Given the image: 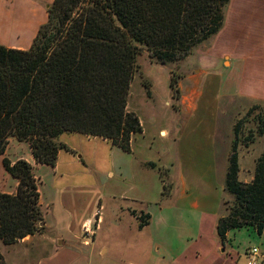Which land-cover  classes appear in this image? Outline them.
<instances>
[{"label": "trees", "instance_id": "1", "mask_svg": "<svg viewBox=\"0 0 264 264\" xmlns=\"http://www.w3.org/2000/svg\"><path fill=\"white\" fill-rule=\"evenodd\" d=\"M231 0H55L27 50L0 45V157L9 137L28 142L36 163L55 167L58 139L65 133L109 140L131 151L143 133L139 117L127 110L137 58L144 50L161 63L183 60L216 36ZM253 127L244 133V125ZM264 136V108L254 105L234 127L225 180V213L216 232L264 230V151L254 178L240 180V147ZM68 150V149H67ZM18 180L16 193L0 191V243L13 245L41 234L40 192L32 165L4 160ZM140 219L139 228L150 224ZM1 258V253H0Z\"/></svg>", "mask_w": 264, "mask_h": 264}, {"label": "rangeland", "instance_id": "2", "mask_svg": "<svg viewBox=\"0 0 264 264\" xmlns=\"http://www.w3.org/2000/svg\"><path fill=\"white\" fill-rule=\"evenodd\" d=\"M24 1L21 11H31L35 27L25 24L26 28L14 34L3 33L0 35V43L13 40L17 45L31 46L40 28L47 23L49 8L55 0H0V22L3 19L9 26L12 16L16 12L20 13L21 3ZM10 3H13L12 7H9ZM239 9V0H231L226 15L231 13L232 17L228 30L235 31L223 43L240 38ZM20 18L19 16L18 19ZM21 20L23 21L22 18ZM223 33L225 30L222 28L221 37L225 35ZM216 36L180 61L161 63L151 58L146 50L138 56L127 106L129 112L139 117L144 131L142 135L137 134L140 136L135 135L136 154L130 155L111 141L100 137L65 133L59 137L58 142L64 143L68 150H60L55 167H50L34 161L28 142L8 138L6 151L0 157V191L13 194L18 186V180L6 171L4 160L28 161L37 178L44 224H39L42 233L35 235L34 239L33 236L28 239L26 237L24 242L22 240V243L13 245L0 243V264H153L158 256L157 243H168L173 251H182L177 247L182 245L183 248L185 240L181 237L187 225L179 219L183 213L176 214V208L167 210L165 219L161 218L158 204L174 207L175 196L166 197L165 189L159 183L160 179L163 178L164 181V175L167 174L176 182L182 167L190 169L195 166L201 171V160L198 161V166L193 160H182V155L195 154L197 146L206 151L205 145L210 140H218V156L223 161L230 141L231 151L234 127L239 119L244 118L254 105L264 108L259 103L247 105L248 102L245 101L243 104L239 97L232 98L224 93L226 89L218 75L214 51L224 50L218 57L220 71H223L230 65L224 55L228 54L231 59L238 60L239 48L233 49L237 57L230 49H225V46L215 49L214 43L220 39V36L215 38ZM194 79H200V96L196 108L185 111L193 107L199 91V88L191 87ZM235 103L239 111L236 115ZM182 109L184 112H181ZM243 127L247 134L246 130L252 128L253 124L245 123ZM161 128L168 131L167 137L160 135ZM191 139L194 143H190ZM252 147L253 145L249 149L240 147V155L246 156ZM165 150L168 152V162L173 160L172 165H165L166 162L163 161L164 166L158 162L159 154ZM144 158L151 162L142 171L137 166ZM184 170L183 168L181 174L186 177ZM224 194L227 195L226 192ZM148 204H151L150 211L157 213L154 217L149 212L152 222L146 229L148 241L136 240L132 243V235L138 232L140 219L146 213L137 214L133 211L132 215L136 220L121 209L129 210ZM83 220H91L94 233L88 244L82 240L83 225L80 231ZM243 233L245 235L237 240V245L242 249L251 239L246 230ZM151 234L153 238L158 234L161 240H151ZM56 240H62L63 243L58 247L59 253L51 258L53 250L50 245L54 242L56 246ZM258 241L255 236V241L251 243ZM141 249L142 253L146 249L150 254L147 259L141 255Z\"/></svg>", "mask_w": 264, "mask_h": 264}, {"label": "crops", "instance_id": "3", "mask_svg": "<svg viewBox=\"0 0 264 264\" xmlns=\"http://www.w3.org/2000/svg\"><path fill=\"white\" fill-rule=\"evenodd\" d=\"M21 4L23 5L20 8V13L16 12L17 14L12 16L9 26L7 23H4V20L2 19L0 22V35H3V33L11 35L17 31H21L23 28H26L25 24L31 25V28L35 27L32 24L34 21L31 20V11H29V13L21 11L25 1ZM239 5L240 9L238 10V23H240V38L238 40L232 39L227 43H223V41H225L227 38H230V35L232 36L233 31H235L233 29L228 30L232 22V17L230 15L231 13H228L225 19V26L223 27V30H225V33L223 34L225 35L221 37V29V34L219 32L215 37L218 38L220 36V39L217 42L215 41L213 46L215 49L218 47L223 48L225 46V49H230V52H233V54L235 53L234 50L239 48L238 60H235L234 58L231 59L228 54L227 56L225 54L224 58L229 61L230 65L223 71H220V61L218 60V57L224 50H215L214 60L218 66L217 70L219 72L218 75L220 76V80L223 81L222 86H224L226 89V92H224L225 94L232 98L239 97L243 104H245L244 102L246 101L248 102L247 105L259 103L264 106V0H239ZM12 6L13 3H10L9 7ZM19 7L17 8L18 10ZM19 16L23 19V21L21 18L18 19ZM10 41L11 42L9 43H0V45L6 46L8 48L24 50L31 47L29 45H27L29 47L17 45L14 44L15 42L13 40ZM234 56H236V53ZM225 62L226 61L223 63L225 64ZM192 84L194 85L191 87L199 88V91L193 107L185 111L194 110L196 108L197 100L200 96V79H194ZM235 108L234 115L239 112L236 103ZM181 112H184V110L182 109ZM140 135H142V133ZM160 135L167 137L168 131L161 128ZM136 138V136L133 137L131 142V151L127 152L130 155L136 154ZM190 143H194V141L191 139ZM230 145L231 141L229 143V148L227 147L228 152L226 153L225 158H223V161L219 160L217 139L210 140L208 143H206V151H203L200 146H197L195 148V154L193 153L192 155L186 156L183 154L182 160H193L198 166V161L201 160V171H199V168H196L195 166L191 167L190 169L182 167L179 169L180 175L176 182L167 174L164 175V181L163 178L160 179L159 183L162 184L163 188L165 189L166 192L164 191V193H166V197L173 198L175 196V201L173 204L174 207L168 206L169 204H158V207H160L161 218L165 219L164 215L167 214V210L176 208V214H178V212L183 213V216L180 215L179 219L182 220L187 226L184 228L186 231H183V236L181 237V239L185 240L183 248L182 245H180L181 247L179 248L177 247V249L182 251H173L172 248L168 247V243L165 245H159L157 243L156 246L158 256L154 260L153 264H245L247 261V253L252 247H258L261 254L260 262L261 264H264V230L261 235H258L253 228H243L240 230L231 231L228 233V241L224 245L219 240L216 232L217 221L220 216L225 213L223 201L227 196H225L224 193ZM263 151L264 136L260 138L255 144H253V147L247 152L246 156L242 154L240 155L241 181L250 183L253 180L255 159ZM167 155V150L159 154L158 162L163 164L164 161V163H167H165V165H172L173 160L168 162ZM179 159H181V157ZM150 162L151 161L144 158L141 163H138L137 168H140L143 171V169L145 170L147 168V164ZM245 164L247 165L245 166ZM58 165L59 163L57 164V167ZM183 168L185 169L184 172L186 173V177L181 174L183 172ZM179 180L181 183H179ZM166 182L169 183L166 184ZM130 200L132 199H129V201ZM132 201L135 202L137 199H133ZM150 205L151 204H148V206L140 205L129 210L122 208L121 211L125 214H129L134 219H136V217L132 215L133 211H136L137 214L142 212L150 214L149 212H151L155 217L157 213L150 211ZM151 222L152 216L150 224ZM83 223L84 220L81 222L80 231H82ZM150 224L145 226L143 230L140 228L139 230L137 227L138 232L133 233V238H131L133 240L132 243H134L136 240L148 241V235L146 237V229L150 226ZM244 230L248 232V235L251 239L249 240V244L244 249H242V247L237 245V240L240 236L245 235L243 233ZM165 236L166 235H164V239ZM255 236L259 239V241L257 243H251V241H255ZM35 237L36 236H33L32 238L34 239ZM153 239L156 241L161 240L158 234H156L154 238L151 234V240ZM25 240H23V242ZM57 243L55 246V243L51 242L50 248L53 250L51 258L55 257L59 253L58 247L61 246L63 242L62 240H59ZM140 251L144 259H147V257L150 256L146 249H144V253H142V249ZM130 264L133 263L131 262Z\"/></svg>", "mask_w": 264, "mask_h": 264}, {"label": "built area", "instance_id": "4", "mask_svg": "<svg viewBox=\"0 0 264 264\" xmlns=\"http://www.w3.org/2000/svg\"><path fill=\"white\" fill-rule=\"evenodd\" d=\"M83 234L84 237L82 240L84 241V243L88 244V241L92 239V236L94 234L91 229V220H87L84 222ZM260 257L261 254L258 247H252L247 253V261L245 264H261Z\"/></svg>", "mask_w": 264, "mask_h": 264}, {"label": "water", "instance_id": "5", "mask_svg": "<svg viewBox=\"0 0 264 264\" xmlns=\"http://www.w3.org/2000/svg\"><path fill=\"white\" fill-rule=\"evenodd\" d=\"M44 223H42V225H43Z\"/></svg>", "mask_w": 264, "mask_h": 264}]
</instances>
